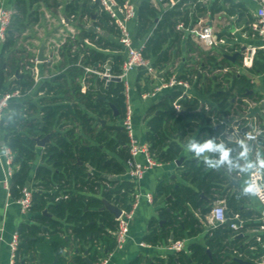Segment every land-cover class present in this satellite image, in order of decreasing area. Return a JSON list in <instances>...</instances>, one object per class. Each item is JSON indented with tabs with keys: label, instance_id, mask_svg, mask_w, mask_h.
Returning a JSON list of instances; mask_svg holds the SVG:
<instances>
[{
	"label": "trees",
	"instance_id": "obj_1",
	"mask_svg": "<svg viewBox=\"0 0 264 264\" xmlns=\"http://www.w3.org/2000/svg\"><path fill=\"white\" fill-rule=\"evenodd\" d=\"M91 1L70 0L67 13L83 16L97 11L96 25L108 34L85 30L83 38H89L96 47L84 45L73 51L74 44L67 43L61 52L63 69L38 84L36 99H11L4 109L0 129L15 154L12 198H19L27 185L33 189L29 220L18 228L20 243L14 264H52L55 258H58L57 264H88L82 255L85 252L93 264L98 262L115 250L119 226L115 214L102 209L104 200L129 210L135 199L137 184L126 176L129 139L121 124L127 107L124 83L115 80L107 85L104 79L91 74L87 90H82L81 82L86 75L83 66L101 65L110 60L112 73L118 75L125 60L116 24L105 11L99 10V3ZM15 8L17 13L0 57V89L9 92L20 89L24 93L33 87L34 78L28 71L18 73L24 67L23 57L7 62L4 53L15 49L27 23L34 24L39 18L31 17L27 0H18ZM205 9L197 0H182L165 11L152 0L137 3L138 16L133 24L135 41L145 39L156 25L143 54L159 73L163 72V77L171 75L173 47L184 37L176 29L177 23L196 22L197 14ZM235 10L233 5L228 11ZM227 60L222 58L223 62ZM202 61L204 72L194 68L179 77L189 79L197 89L207 79L210 84L205 90L210 101L196 96L180 98V90H166L150 105L145 116L148 130L144 140L160 162L175 163L186 146L190 156L177 166L183 182L169 177L159 180L154 192L158 214L149 219L142 241L151 246H165L188 240L187 247L166 256L144 259L139 255L128 264H238L233 255L244 259L259 256L258 242L246 241L228 222L207 229V217L213 206L201 196L204 193L211 200L218 199L215 194L229 180L233 165L227 161L230 145L224 140V134L228 122L234 120L227 121V116L236 107L247 104L244 97H250L248 92L253 84L247 73L228 72L221 79L227 84L220 82L219 74H211L212 68L219 66L217 57L207 55L196 64ZM77 62L83 66L76 65ZM248 72H264L263 50L257 51ZM213 81L216 83L212 87ZM154 84L155 79L145 69L137 71V94L151 90ZM175 100L185 114L176 109ZM47 134H51L50 141L40 148L35 139ZM187 137L190 139L186 140ZM199 148L204 150L198 151ZM39 150L41 161L35 165ZM234 198L229 205L232 210L227 214L230 218L238 215L245 220L246 215L232 203ZM66 248L73 252L78 248V252L68 257L63 255Z\"/></svg>",
	"mask_w": 264,
	"mask_h": 264
},
{
	"label": "crops",
	"instance_id": "obj_2",
	"mask_svg": "<svg viewBox=\"0 0 264 264\" xmlns=\"http://www.w3.org/2000/svg\"><path fill=\"white\" fill-rule=\"evenodd\" d=\"M69 1L70 0H27L31 17L39 18V20L34 24L27 23V27L19 35L15 49L4 53L6 61L9 62L13 58L20 59L21 57H23L24 60L30 57L38 58L40 46L44 41L43 54L45 60L41 61L38 58L39 63L37 64V67L41 74L53 76L63 69L62 63H64V58L62 55H60L59 58L57 57V51L54 49L55 45L53 43V40H57L62 32L68 34L69 41L67 43L74 44L76 49L77 47H83L84 45L96 47L89 38H83V33L85 30L100 32V29L96 25L99 16L98 12L95 11L83 16L81 13L68 14L67 3ZM1 2L7 6L15 7L18 0H0V3ZM136 2L140 3L141 0H136ZM154 2L158 3V0H154ZM233 5L236 6V10L235 12L230 13L228 10ZM159 6L161 5L159 4ZM204 6L206 9L202 13H198V17H202L203 20L212 24L218 31L221 40L217 45L207 48L202 46L197 40L189 35L182 37L180 42H176L173 47V55L171 56L172 63L170 66L178 74H182L186 70L190 71L194 68H198L201 73L205 71L204 61H202V63H196L198 61L201 62V57L210 55L217 57L219 60L216 62L219 66L217 68L213 67L211 74H213V76L219 74L220 82L224 81L221 79L223 75L228 72L234 75L247 73L251 78L253 87L248 92L250 97H244L247 104L242 108L236 107L237 111L232 110L230 116H227V121H230L231 119L234 120L228 122L227 131L224 134V140L231 146H229L228 149L230 156L228 157L229 159L227 158V161L232 163L233 171L230 170L232 173L229 174L228 182L220 188L219 193L215 194L218 196V199L211 200L212 198L205 194V197L203 198L211 201L212 206L215 203L223 202L226 205L227 211H229V209L232 210L229 206L231 200L235 197L232 203L237 204L240 210L246 215L245 224L247 225L246 227L244 225L245 228L243 227L240 231V236L244 235L246 241L255 239L258 242L257 247H259L258 257H263L264 255L260 253L262 246L258 239L261 237L264 238V230L258 227L256 223H263L259 218L262 217L264 209L262 204L250 190L248 177L249 171L253 166H259L264 169V132L261 133L258 140L245 138L243 132L264 129V110L262 115L256 114L248 116V105L253 104L252 99H256L257 97L264 98V72L249 73L248 68H251L253 64L246 65L243 62V55L239 56L235 61L226 56V54H234L241 50L242 47L246 48L245 51H249L253 48H258L261 44L258 37L254 36L251 28V24L256 19L258 4L252 0H208ZM32 30H35L33 34L31 32ZM101 32L105 35L108 34L105 29H101ZM23 37H25V41H28L29 44L27 45L29 48H21L20 50L18 43ZM222 40H225V42H222ZM78 41L83 44H79ZM3 45L0 44V57ZM63 51L64 49L62 48L61 52ZM223 57L228 60L223 62ZM135 74L136 73H134V76ZM11 80L12 78H9V81ZM203 83H205V85L201 86L200 89L194 87L192 93L194 96L208 102L210 101V98L205 89L210 83L207 79H203ZM215 83L216 81H213L212 87ZM224 83L227 84L225 81ZM159 97L160 95L145 100L141 95L137 94V92L131 96V100L134 99L135 102V105H133L135 110L134 120L138 123L139 129L137 127L136 132L140 138H142V136L144 137V133L148 130L145 118L147 110L153 102L159 100ZM28 99H36V95L32 94ZM140 130L143 133L142 136H140ZM189 139L190 138L188 137L186 138V140ZM0 140H4V133L1 129ZM185 144L188 145V142ZM186 148L187 149H185L181 156L183 158L190 156L189 148L187 146ZM247 158H249L251 165H248ZM39 163L40 162L38 161V164ZM179 165L177 162L163 163L161 166L153 168L147 172L143 180L139 183L140 189L144 192L154 193L159 180L164 177H169L170 179H173V181L183 182L181 171L177 167ZM2 168L3 165L0 160L1 176L3 175ZM238 168H242V172L237 171ZM230 177L236 178L238 184L230 185ZM7 201V191L4 187H1L0 226L4 229L2 236L0 237V264H12L9 242L14 232L18 230L22 223L27 222L30 216L29 213H23L15 202L7 204ZM158 208V203H149L146 199L141 201L131 224L130 239L128 243L123 250H117L110 254L108 264H128L132 259L139 255H143L144 259L167 255L168 252H166L163 247L140 246L139 244L147 232L149 219L158 214ZM210 226V218L207 217V229L210 228ZM201 238L202 236L198 239L200 240ZM64 252H66V254H64ZM64 252L63 255L71 257L73 253L78 252V248H76L74 252L72 249L66 248ZM82 255L84 257L85 253H82ZM237 257V255H233L234 259ZM258 257L247 258V260L257 264Z\"/></svg>",
	"mask_w": 264,
	"mask_h": 264
},
{
	"label": "built area",
	"instance_id": "obj_3",
	"mask_svg": "<svg viewBox=\"0 0 264 264\" xmlns=\"http://www.w3.org/2000/svg\"><path fill=\"white\" fill-rule=\"evenodd\" d=\"M100 5V11H105L110 17L111 21L116 24L119 30L118 40L122 45V51L125 54V60L122 64V72L115 75L111 71L110 60L106 61L104 64L96 63L94 66H83L81 62H77L76 65L83 66L86 75L82 79V90L85 92L88 86V80L91 74L97 75L105 80L108 85L111 81H114V77H120L121 81L124 83L125 89L124 94L126 95V112L122 119V126L127 132L129 139V152L130 157L127 160V172L126 176L133 182L137 184V189L135 193V199L132 207L129 210H122L121 215L117 218L119 221V226L116 231L117 246L115 251L123 250L130 239V228L137 209L143 199H146L149 203H154V193L144 192L140 189L139 183L143 180L147 172L155 167L161 166L163 163L160 162L155 154L152 152L150 144L141 139L136 135L134 129V109L131 103V92L132 88L130 86L129 76L132 72L137 73L139 69H145L148 74H150L155 79V84L153 88L149 91L144 92L141 97L143 99H152L161 95L166 90L177 89L182 92L180 96L193 97L194 94L192 90L194 89V84L187 78H180L179 74L171 67V75L168 77H163V72L159 73V70L153 67L151 60L146 58L143 54V49L145 48L148 38L153 34L156 25L149 35L140 42H136L133 32V24L137 19V2L136 0H92ZM182 0H158V3H153L161 10L165 11L167 9L174 8ZM203 4L207 3L208 0H197ZM258 4L256 19L251 24L252 32L254 36L258 37L260 40V45L258 48H253L249 51L243 52V62L246 65H252L255 59L257 50H263L264 52V0H252ZM187 2L183 3L180 7L183 10V6ZM17 10L15 7H10L5 5L3 2L0 3V44H4L8 38L11 25ZM198 15V14H197ZM161 16L157 19L160 20ZM99 28V27H98ZM101 31V28H99ZM176 29L184 33V36H191L197 40L202 46L211 48L221 40L219 38L218 31L214 28L212 24H209L202 17L194 22L190 20L188 24L184 20L177 23ZM69 41L68 34L62 32L58 36L57 40H53L55 45V50L57 51V57L61 55V49L64 48L65 44ZM225 42V40H222ZM76 46H73V51ZM39 60L37 57H30L24 60V67L19 70L18 73L23 74L24 72H30L34 78V84L31 89L27 92H22L20 89H15L11 92L7 90L0 89V124L2 122L4 109L8 106L11 99H27L30 95L35 94L37 91L38 84L43 80H46L52 76L44 75L39 72L37 64ZM102 66V69L99 67ZM39 94H43L40 92ZM174 106L178 111H181V104L178 100L173 102ZM264 129L259 131H244V137L250 140H258ZM224 142V141H223ZM229 149V147L227 148ZM15 154L11 148L6 144L5 140H0V160L3 165V175H0V188L4 187L7 191L8 201L7 204L15 202L23 213H28L33 204V189L29 185L22 189V194L19 198L14 200L11 193V180L15 172L14 164ZM248 183L250 189L254 196L259 200L264 209V169L259 166H253L249 171ZM210 227L214 228L222 223L228 222L230 227L237 232H240L244 225L245 220L240 219L238 216L235 218H230L227 214L226 205L223 202L215 203L212 207L210 214ZM263 223L261 229L264 230V211L261 218H259ZM3 227L0 226V237L2 236ZM262 248H264V238L258 239ZM20 243V236L18 230L14 232L12 238L9 242L11 250V260L12 264L15 263L16 251ZM188 240H178L174 241L163 247L168 253H176L182 251L187 247ZM140 246H151L144 241H141ZM111 252L110 254H112ZM110 254L99 260L94 264H108ZM264 255V254H263ZM257 264H264V256L257 258Z\"/></svg>",
	"mask_w": 264,
	"mask_h": 264
},
{
	"label": "water",
	"instance_id": "obj_4",
	"mask_svg": "<svg viewBox=\"0 0 264 264\" xmlns=\"http://www.w3.org/2000/svg\"><path fill=\"white\" fill-rule=\"evenodd\" d=\"M43 50H44V41L42 42L41 46H40V49H39V55H38V58L39 60L41 61H44L45 60V56L43 54ZM246 50L245 47H242L241 50L235 52L234 54H226V56L235 61L239 56H242L243 55V52ZM113 80L115 81H121V78L120 77H114ZM253 104H249L248 105V116H252V115H256V114H260L262 115L263 114V110H264V98H260V97H257V100L256 101H252ZM111 106L113 108H115L114 104H111ZM181 114H185L186 111L185 110H181L180 111ZM116 114H118V111L116 110ZM100 121H102L103 124L106 123V120L104 119H100ZM50 135L51 134H47L45 137L43 138H40V137H37L35 140L37 142V145L41 148L45 147V145L50 141ZM184 158L181 157L179 158L176 162L177 164L179 165L182 160ZM248 160V165H251L250 161H249V158H247ZM242 168H238L237 171L239 172H242ZM238 184V180L234 177H230V185H237ZM202 197H205L204 193L201 194ZM102 209H108L110 210L111 212H113L115 214V216L118 218L121 213H122V210L119 206L115 205L114 203L112 202H109L107 200H104V206L102 207ZM47 213V212H45ZM208 252L210 253V251L208 250ZM260 253L261 254H264V248H261L260 249ZM64 254H66V252H64ZM84 259L85 261L88 263V264H93L92 261L88 258L87 256V252H85V256H84ZM57 261H58V258H55V260L52 262V264H57ZM236 261L238 262V264H256L252 261H249L247 259H244L242 257H237L236 258ZM24 264V263H23Z\"/></svg>",
	"mask_w": 264,
	"mask_h": 264
},
{
	"label": "rangeland",
	"instance_id": "obj_5",
	"mask_svg": "<svg viewBox=\"0 0 264 264\" xmlns=\"http://www.w3.org/2000/svg\"><path fill=\"white\" fill-rule=\"evenodd\" d=\"M34 31H35V30H32V31H31L32 34L34 33ZM27 44H29L28 41H25V37H23L22 40L19 41V43H18V47L20 48V50H21V48H29V46H28ZM135 75H136V74H135ZM129 80H130V86H131V88H132V92H131V96H132V95L136 92V91H135V76H134V72H132V73L130 74V76H129ZM131 103H132V105H135L134 99L131 100ZM133 109H134V108H133ZM134 111H135V110H134ZM137 127H138V123L135 122V120H134V129H135V133H136V135H137V132H136ZM138 129H139V127H138ZM140 131H141V130H140ZM142 135H143V133H142V131H141V132H140V136H142ZM141 139H144V137L142 136ZM40 160H41V157H40V151H39V154H38V156H37V158H36V160H35V165H37V164H38V161L40 162Z\"/></svg>",
	"mask_w": 264,
	"mask_h": 264
},
{
	"label": "clouds",
	"instance_id": "obj_6",
	"mask_svg": "<svg viewBox=\"0 0 264 264\" xmlns=\"http://www.w3.org/2000/svg\"><path fill=\"white\" fill-rule=\"evenodd\" d=\"M205 147H210V145H206ZM203 148H199L198 151H203ZM251 190V189H250Z\"/></svg>",
	"mask_w": 264,
	"mask_h": 264
}]
</instances>
